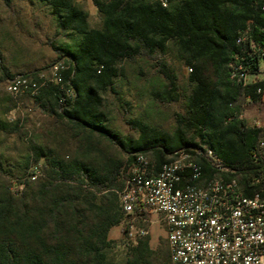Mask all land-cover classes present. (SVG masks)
I'll return each mask as SVG.
<instances>
[{"label": "trees", "instance_id": "1", "mask_svg": "<svg viewBox=\"0 0 264 264\" xmlns=\"http://www.w3.org/2000/svg\"><path fill=\"white\" fill-rule=\"evenodd\" d=\"M2 1L10 5V0ZM42 1L65 31L80 36V42L73 49H56L67 57L63 83L75 96L69 98L52 83L40 95L48 96L52 114L88 136L119 146L127 161L121 165L106 157L91 160L81 155L65 160L33 146L35 162L44 160L45 176L20 183L19 195L9 188L0 194V264H109V251L116 244L109 239L112 227L124 224L127 235L129 218L141 219L138 212L126 215L120 202L137 154L151 155L158 170L177 150L208 147L218 161L237 172L243 185L249 182L256 170L250 156L264 123L249 126L241 119L238 102L242 97L263 102L264 80L243 85L232 74L240 66L251 76L261 70L264 0H168L166 7L160 0H94L104 16L102 29L90 28L88 14L73 0ZM170 42L188 56L192 70L185 113L176 115L177 130L168 134L136 121L131 125L139 137H121L100 112L101 92H115L120 62L165 52ZM208 68L214 80L207 76ZM0 69L6 70L1 61ZM5 73L9 80L14 77ZM167 78L161 101H179L175 80ZM198 160L203 174L212 175V167ZM150 240L149 235L136 236L128 264H148L155 254Z\"/></svg>", "mask_w": 264, "mask_h": 264}, {"label": "rangeland", "instance_id": "2", "mask_svg": "<svg viewBox=\"0 0 264 264\" xmlns=\"http://www.w3.org/2000/svg\"><path fill=\"white\" fill-rule=\"evenodd\" d=\"M73 2L88 14L90 28H103L104 16L94 0ZM79 42L80 36L65 31L59 18L44 1L10 0V5H5L0 0V61L7 73L32 75L56 86L54 67L68 66L67 57L61 56L56 49H73ZM187 59L180 47L170 42L165 52L158 51L152 56L143 53L120 62L115 92L104 96L109 128L121 137L136 139L139 132L131 122L141 121L161 132L173 134L177 130L176 115L185 113L192 87V70ZM5 71L0 69V194L4 188H9L19 195L23 189L20 183L34 182L45 176L44 160L35 162L33 146L65 160L79 155L91 160L106 157L125 165L127 154L119 146L99 136L83 135L52 114L47 95H40L39 99L10 93ZM206 74L214 80L210 68ZM167 76L177 84L179 101L167 103L160 99L169 84ZM259 79L264 80V62L260 75H248L246 82ZM238 103L241 119L249 126L264 123V100L255 103L242 97ZM149 160L152 161L151 155ZM33 174L37 175L36 180L31 178ZM122 183L121 179L118 185ZM128 223L133 225V236L123 233L124 224L110 230L109 239L116 244L109 251V264H128L131 261V249L135 246L133 240L142 230L145 235L141 237L150 236V249L155 253L149 257L148 264H172L166 228L160 215L149 210L146 220L133 217Z\"/></svg>", "mask_w": 264, "mask_h": 264}, {"label": "built area", "instance_id": "3", "mask_svg": "<svg viewBox=\"0 0 264 264\" xmlns=\"http://www.w3.org/2000/svg\"><path fill=\"white\" fill-rule=\"evenodd\" d=\"M160 1L168 5V0ZM243 40L244 36L238 42ZM54 68L57 85L73 98L63 83L66 68ZM243 71L240 66L232 78L246 85L249 74ZM47 85L32 75H15L7 82L10 93L35 98ZM199 158L212 167V175L203 174ZM250 159L256 170L243 185L237 172L218 161L208 147L177 150L158 170L148 156L137 154L120 192L121 206L126 215L138 212L142 220L149 210L161 216L172 264H264V132ZM132 229L129 225L130 236Z\"/></svg>", "mask_w": 264, "mask_h": 264}, {"label": "crops", "instance_id": "4", "mask_svg": "<svg viewBox=\"0 0 264 264\" xmlns=\"http://www.w3.org/2000/svg\"><path fill=\"white\" fill-rule=\"evenodd\" d=\"M260 73H261V70H260V72L257 74V75H254V76H258V75H260ZM260 80V79H259ZM108 92H112V91H107L106 93H102L101 92V94H100V98H101V101H102V106H101V108H100V112H102V113H104L105 114V116H106V119L108 118V114H107V111H106V107H105V100H104V96L108 93ZM58 118V117H57ZM58 119H60V118H58ZM60 120H63V119H60ZM63 121H66V120H63ZM107 122H108V120H107ZM134 122H136V121H134ZM66 123H68L70 126H72L75 130H77V131H79L81 134H87V133H85V132H83V131H81V130H79V129H76V127L73 125V124H71V123H69L68 121H66ZM138 137H139V134H138ZM137 137V138H138ZM136 138V139H137ZM128 139H130V138H128Z\"/></svg>", "mask_w": 264, "mask_h": 264}]
</instances>
